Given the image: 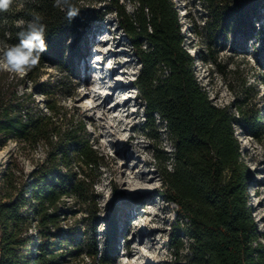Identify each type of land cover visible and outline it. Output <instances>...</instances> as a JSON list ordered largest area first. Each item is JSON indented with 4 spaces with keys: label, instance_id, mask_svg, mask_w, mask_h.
Wrapping results in <instances>:
<instances>
[{
    "label": "trees",
    "instance_id": "obj_1",
    "mask_svg": "<svg viewBox=\"0 0 264 264\" xmlns=\"http://www.w3.org/2000/svg\"><path fill=\"white\" fill-rule=\"evenodd\" d=\"M78 1L73 0L79 11L71 20L55 0H15L0 12V41L17 43V33L39 14L47 45L24 75L0 71V149L16 144L0 174V264H78L83 258L87 264H113L117 254L114 220L106 219L102 244L95 233L94 184L103 156L85 120L61 101L77 54L70 36L88 19ZM107 3L141 66L134 84L144 101L143 129L158 115L174 148L171 167L162 170L165 199L176 205L171 247L183 246L184 232L188 264H264L235 135L238 126L256 136L260 110L244 100L234 109L211 101L194 76L172 0ZM205 8L207 32L219 37L239 25L237 10H252L237 0H207ZM47 68L61 77L43 80ZM259 79L264 84V74ZM34 95L43 96V109ZM38 149L41 157L34 159ZM21 156L33 160L26 172ZM79 210L87 213L84 231L66 222Z\"/></svg>",
    "mask_w": 264,
    "mask_h": 264
},
{
    "label": "rangeland",
    "instance_id": "obj_2",
    "mask_svg": "<svg viewBox=\"0 0 264 264\" xmlns=\"http://www.w3.org/2000/svg\"><path fill=\"white\" fill-rule=\"evenodd\" d=\"M172 1L184 48L193 59L194 76L211 101L234 109L244 100L260 110L256 136L238 126L235 135L248 175L247 205L264 244V84L259 79L264 74V0H237L252 10H237L239 25L222 37L207 32V0ZM107 2L78 1L87 9L88 19L70 36L77 54L72 82L61 97L67 109L85 120L92 144L103 156L94 184L96 239L102 244L106 219L110 218L117 230L113 264H188L189 239L185 233H180L183 246L179 250L170 245L176 205L167 201L163 192L162 170L171 167L174 148L158 115L154 124L143 129L144 101L134 84L141 66ZM126 4L132 11L133 5ZM60 77L59 71L47 68L42 79ZM114 86L117 90L113 97L98 106ZM34 98L43 109V96ZM116 100L121 105L111 109ZM15 148L16 144L10 142L0 149V174ZM38 157L39 149L33 155L34 159ZM20 160L24 171L30 170L33 160L23 156ZM86 216V211L79 210L75 216H68L67 225L84 231ZM76 261L87 264L88 259Z\"/></svg>",
    "mask_w": 264,
    "mask_h": 264
},
{
    "label": "clouds",
    "instance_id": "obj_3",
    "mask_svg": "<svg viewBox=\"0 0 264 264\" xmlns=\"http://www.w3.org/2000/svg\"><path fill=\"white\" fill-rule=\"evenodd\" d=\"M14 2L15 0H0V12L9 11ZM55 6L66 10L69 20L79 11L73 4V0H55ZM42 19V16L36 14L27 21L26 26L17 33V43L9 44L0 41V71L22 76L39 63L41 54L47 48L46 25L42 23Z\"/></svg>",
    "mask_w": 264,
    "mask_h": 264
},
{
    "label": "bare ground",
    "instance_id": "obj_4",
    "mask_svg": "<svg viewBox=\"0 0 264 264\" xmlns=\"http://www.w3.org/2000/svg\"><path fill=\"white\" fill-rule=\"evenodd\" d=\"M117 90V86H114L113 88H112V92L110 93V94H108V95H105L104 96V99L98 104V106L99 105H104V101H105V99H108V98H111V97H113V95H114V93H115V91ZM119 105H121V101L120 100H116L114 103H113V105H112V107H110L111 109H116ZM94 107H96V106H91L90 108L91 109H93ZM109 109V108H108ZM137 249V248H136ZM138 250V249H137ZM134 252V251H133ZM138 253V252H137Z\"/></svg>",
    "mask_w": 264,
    "mask_h": 264
}]
</instances>
